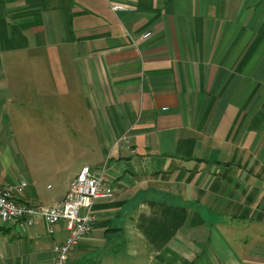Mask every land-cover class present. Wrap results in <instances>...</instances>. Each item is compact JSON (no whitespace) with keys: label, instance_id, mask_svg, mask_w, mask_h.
Listing matches in <instances>:
<instances>
[{"label":"crops","instance_id":"0c3cea01","mask_svg":"<svg viewBox=\"0 0 264 264\" xmlns=\"http://www.w3.org/2000/svg\"><path fill=\"white\" fill-rule=\"evenodd\" d=\"M29 119L38 169L2 147ZM84 165L114 195L69 264H264V0H0V187L52 205ZM67 234L0 220V264Z\"/></svg>","mask_w":264,"mask_h":264},{"label":"built area","instance_id":"2783aa9c","mask_svg":"<svg viewBox=\"0 0 264 264\" xmlns=\"http://www.w3.org/2000/svg\"><path fill=\"white\" fill-rule=\"evenodd\" d=\"M114 10L126 8L122 4L112 5ZM151 32L142 35L149 36ZM106 165L92 168L84 165L70 182L66 194L52 205L30 204L18 197L26 181H19L0 187V220L20 227H32L42 219L49 233H54L56 225L66 223L67 236L54 246V263L69 264L72 251L89 235L96 221L94 204L98 198H109L114 190L109 184Z\"/></svg>","mask_w":264,"mask_h":264},{"label":"rangeland","instance_id":"374dc122","mask_svg":"<svg viewBox=\"0 0 264 264\" xmlns=\"http://www.w3.org/2000/svg\"><path fill=\"white\" fill-rule=\"evenodd\" d=\"M30 113V111H27ZM16 122V121H15ZM25 123H20L17 121L12 125V129L16 132V139L14 142H7L3 143L2 147L4 149L10 148L15 152L20 151V154L18 156V161L23 163H28V165H35V167L38 169V167H41V164L44 160H47L48 155H51L48 153V143L47 139H40L39 141L31 139L32 135L36 136H47L48 134V127H40V130L37 129V127L32 126L31 120H24ZM39 128V127H38ZM57 129V128H56ZM60 133L58 135H62L64 130L63 127L58 128ZM75 129V127H73ZM57 131V130H56ZM62 144V143H60ZM5 145V146H4ZM12 174L14 177V180H22V179H28L30 178V173L28 171H24L23 173L19 172V169H12ZM37 177L39 178V181L45 186L48 183L53 184L52 180L47 179V176L40 174V172L36 173ZM29 180V179H28ZM49 180V181H48Z\"/></svg>","mask_w":264,"mask_h":264}]
</instances>
